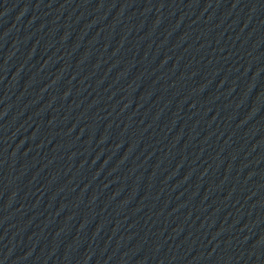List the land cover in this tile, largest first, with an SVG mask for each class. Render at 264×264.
Listing matches in <instances>:
<instances>
[{
	"label": "water",
	"instance_id": "95a60500",
	"mask_svg": "<svg viewBox=\"0 0 264 264\" xmlns=\"http://www.w3.org/2000/svg\"><path fill=\"white\" fill-rule=\"evenodd\" d=\"M177 264H264V0H244L213 142Z\"/></svg>",
	"mask_w": 264,
	"mask_h": 264
}]
</instances>
